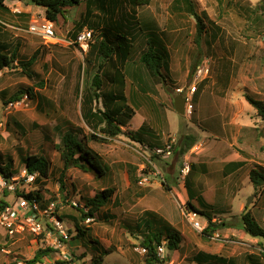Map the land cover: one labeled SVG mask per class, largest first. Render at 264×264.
<instances>
[{
	"label": "rangeland",
	"instance_id": "1",
	"mask_svg": "<svg viewBox=\"0 0 264 264\" xmlns=\"http://www.w3.org/2000/svg\"><path fill=\"white\" fill-rule=\"evenodd\" d=\"M262 2L151 0L149 5L137 7L136 19L143 32L133 41L130 61L122 68L128 107L136 112L131 119L124 118L122 134L100 141L90 139L94 131L84 124L80 111L82 89L86 79L91 81L96 66L86 69L85 55L71 41L72 34L83 29L92 30L94 40H98L109 21L106 16L93 10V15L87 17V4L81 1L66 7L58 17L55 39L43 40L28 31L34 22H42L41 7L29 0H22V4L12 0L10 7L15 8L13 16L17 18L0 10V27L7 25L3 28L9 31L5 38L10 43L7 53L15 48V61L0 73V122L4 123L0 167H8L10 177L5 181L14 188L10 191L0 187V209L3 203L14 204L18 196L30 192L38 195L40 211L54 204L51 214L37 216L42 227L38 235L24 232L10 238L0 228V264H26L37 250L45 248L55 252L42 264H143L142 241L147 234L144 224L150 233L163 234L160 259L166 264H198L202 254L216 255L225 264H264V239L248 235L240 224L241 218L249 214L264 230V181L254 187L249 179L252 170L264 175V122L244 100L245 93L264 100ZM122 9L126 12L130 7L123 4ZM189 9L202 22L197 44L196 20ZM84 19L85 25L79 31L78 25ZM146 40L161 47L165 54L159 83L139 62L147 48ZM35 52L36 60L29 69L31 77H27L20 63ZM199 67L208 73L202 81H195ZM129 74L134 75L131 78ZM192 85L196 87L192 111L180 116L173 107L175 89ZM141 87L146 98L139 93ZM108 88L104 84V91ZM19 93L22 96L17 101L11 100ZM150 100L162 106L165 128L157 123ZM141 125L144 130L137 143L128 134L138 131ZM67 132L96 155L108 175L76 168L63 171L56 146ZM185 136L197 140L185 154L173 152L167 159L153 154L154 148L170 142L178 144ZM233 154L245 161L237 172L229 174ZM32 155L47 160L48 175L28 182L24 160ZM184 164L189 165V171L183 177ZM104 188L112 190L109 201L94 216L84 217L86 201ZM191 193L200 194L214 207L210 215L213 224L226 226L204 235L208 221L195 214L194 221L201 227L195 230L188 216L192 212L187 209ZM57 217L67 240H61L51 221ZM76 226L83 232L80 236ZM166 231L179 236L176 251L165 249ZM61 251L69 255V261L61 259Z\"/></svg>",
	"mask_w": 264,
	"mask_h": 264
},
{
	"label": "trees",
	"instance_id": "2",
	"mask_svg": "<svg viewBox=\"0 0 264 264\" xmlns=\"http://www.w3.org/2000/svg\"><path fill=\"white\" fill-rule=\"evenodd\" d=\"M81 1H85L87 4V17H91L93 15L92 11L97 10L103 17L106 16L109 20L108 22L106 21L105 27L101 29L98 40H96V38L94 40V32L92 31L93 42L90 44L88 52L84 54V65L86 66V69H91L96 66V70L94 71V75L90 82L86 79L80 98L82 120L86 126L94 131V134L90 135V139L100 141L103 139L102 137L111 139L122 134L123 132L121 131V128L125 124L124 118L129 117V119H131L136 112L134 109L128 107L129 103H127V98L124 94L126 79H124L125 76H123V74L125 75V73H123L122 68L130 61L131 53L133 51V41L136 40L138 34L140 35L143 32L136 19L135 9L140 6L149 5L151 0H29V3L33 6L41 7L44 10V18L55 24L58 17L65 13L64 9L66 7L78 5ZM262 3H264V0ZM123 4L128 5L130 9L126 12L123 11ZM0 10H6L3 5V0H0ZM189 11L190 15L196 20L194 43L197 44L203 32L202 22L193 10L189 9ZM115 15L117 17L113 19V16ZM86 20L87 19H84V21L78 25L79 31L84 27ZM72 35L73 39H75L76 35ZM146 45L147 48L143 50L140 55L139 62L146 69L147 73L159 83V79L162 78L159 70L162 66L164 67L165 63H163V57L165 54L161 47L158 46V48H156L149 40H146ZM36 57L37 52L26 60V62L20 63V66L23 68V71L26 72L27 77H31L29 69L34 64ZM14 61V54L6 56L0 53V72L3 69L11 67ZM135 79L138 80V77L136 76ZM106 83L110 88L104 91L103 87ZM139 83L141 84V81ZM27 93H29V89L27 90ZM139 93L143 97H147V94L142 87L139 89ZM20 95L22 96V93L15 95L11 100L17 101ZM244 100L256 112L257 117L264 122V100L256 99L248 93L244 94ZM98 104L101 105L100 108L98 107ZM150 104L152 110L157 113V123L159 121L160 127L165 128L167 124L163 116L162 106L152 100H150ZM143 130V125H141L138 131L128 134V137L133 141L140 143V132ZM97 133L100 134L101 137H98ZM196 142L197 140L195 138L185 136L181 142L173 145V152H179L183 155L191 149ZM56 152L60 156L64 172L69 168H76L83 172L93 171L99 176L105 174L103 168L97 162L96 155L90 150L85 149L76 136L70 132H67L62 136L60 144L56 146ZM155 157L160 158L159 156ZM24 164L27 174H37L35 180H37L38 177H47L48 162L45 158L35 155L28 156L24 160ZM106 174L108 175V172ZM0 176L6 181L9 180L10 174L8 167H0ZM249 179L253 186L257 187L262 181H264V175L256 170H252ZM60 185L62 186V184ZM186 187L189 189V186ZM111 196L112 190L104 188L99 193H95V195L84 204V209H87V214H84L81 210L77 211L80 213L82 212L84 217H92L109 201ZM22 197L29 202L36 201L38 203L39 200L38 195L33 192L22 195ZM189 197L190 200L187 202V209L194 214L201 215L208 221V226L205 231H203L204 235H208V233L226 226L224 223L216 225L211 222L210 215L214 213V207L205 202L200 194L192 196L191 193ZM5 205L6 204L3 203V206L1 207H4ZM57 218L60 220L59 217ZM240 224L243 231L248 235L264 239V230L252 217H250L249 214H245L241 218ZM144 225L147 234L142 241V245L146 250L145 255L143 256V264H163L165 260L160 259L157 256V249L161 245L163 234L161 232L150 233L148 230L149 226L146 224ZM76 231L79 236L83 233L77 226ZM166 239L167 242L165 249L168 252L176 251L178 249L179 236L175 232L166 231ZM54 252L55 251L51 248L37 250L32 258L26 261V264H42L43 260ZM105 252L107 253V251ZM262 256L264 257V254H262ZM224 261L225 260L216 255L202 254L199 256L196 263L225 264ZM228 263L229 262H227V264ZM252 264L261 263L257 262Z\"/></svg>",
	"mask_w": 264,
	"mask_h": 264
},
{
	"label": "built area",
	"instance_id": "3",
	"mask_svg": "<svg viewBox=\"0 0 264 264\" xmlns=\"http://www.w3.org/2000/svg\"><path fill=\"white\" fill-rule=\"evenodd\" d=\"M29 33L42 38L43 40H54L55 33H54V24L51 21L46 20L43 18L42 22L37 23L34 22L28 28ZM93 42V32L92 30L83 29L79 32L75 39L71 41L72 45H75L78 52L81 55H84L88 52L90 44ZM1 73V72H0ZM208 70L204 67H199L195 76V81H202L207 76ZM186 89V90H185ZM176 88L175 95H179L184 99V113L190 114L192 111V96L196 91V87L194 85L190 86L189 88ZM26 99V96L24 97ZM18 102L12 104L9 103L6 106V109H10L13 105L17 104ZM4 129V123L0 122V132ZM173 145L174 142H170L161 148H154L153 154L155 156H159L160 158L167 159L173 153ZM189 165L184 164L181 170V174L183 177L188 173ZM25 173V180L28 182H32L37 177L36 173L27 174ZM145 179H142L141 182H144ZM0 187L2 189L13 190L14 188L3 179L0 178ZM54 209V204L51 203L46 210L40 211L38 204L36 201H28L22 196H18L17 200L14 204L5 206L0 209V228L4 231V234L10 238L14 237L15 235H20L24 232H31L33 234H40L42 231L41 225L37 222L38 215H48L51 214ZM190 217L191 225L195 230H201V227L198 222L194 221L195 214L188 213ZM51 221L57 227V232L60 235L61 240H67L68 236L65 231L62 229L58 218L53 219ZM57 242V240H56ZM57 247L61 246V241H58ZM142 253H145L146 250L144 248L141 249ZM163 247H158L157 249V256L160 258L163 254ZM61 259L64 261H69V255L61 251ZM18 264H21L20 262ZM163 264H166L165 262Z\"/></svg>",
	"mask_w": 264,
	"mask_h": 264
},
{
	"label": "crops",
	"instance_id": "4",
	"mask_svg": "<svg viewBox=\"0 0 264 264\" xmlns=\"http://www.w3.org/2000/svg\"><path fill=\"white\" fill-rule=\"evenodd\" d=\"M21 1L22 0H17V3L19 4H22L21 3ZM10 2H12V0H3V5L5 6V8H6V10L4 11V12H6V14H8V13H10V15H11V17H13V18H17V17H15V16H13V13H15L14 12V10H15V8H13V9H11V3ZM15 6H17V5H15ZM8 10V11H7ZM3 12V11H2ZM1 12V13H2ZM3 27H7V25L6 26H2V27H0V53L1 54H3V55H6V56H10V55H12V54H14V51H15V48H13L12 50H10V52L9 53H7V51H8V48H10V43H7L8 42V40L7 41H5V38L7 37V33L9 32L7 29H4ZM11 29H13V28H15V27H12V26H9ZM8 28V27H7ZM17 37V35L15 34L14 36H13V38H11L12 40L13 39H15ZM9 54V55H8ZM15 55V54H14ZM132 75H134V74H129V76L132 78ZM134 78V77H133ZM196 96H197V102H199L198 100V98H199V95H197V94H195ZM197 104V103H196ZM197 118H198V116H197ZM231 160H232V162H229L230 163V172H229V174H231V173H233V172H237L238 170H239V168H241L242 166H244V162L243 161H245V159H243V158H241V156L240 155H238V154H233L232 156H231ZM49 257V256H48Z\"/></svg>",
	"mask_w": 264,
	"mask_h": 264
},
{
	"label": "water",
	"instance_id": "5",
	"mask_svg": "<svg viewBox=\"0 0 264 264\" xmlns=\"http://www.w3.org/2000/svg\"><path fill=\"white\" fill-rule=\"evenodd\" d=\"M173 107L177 114H179L180 116H184V99L181 96H175V98L173 99ZM250 201L251 198L247 201L246 206L249 205Z\"/></svg>",
	"mask_w": 264,
	"mask_h": 264
}]
</instances>
